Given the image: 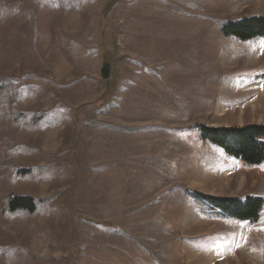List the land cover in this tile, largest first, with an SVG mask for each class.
<instances>
[{"label": "rangeland", "instance_id": "1", "mask_svg": "<svg viewBox=\"0 0 264 264\" xmlns=\"http://www.w3.org/2000/svg\"><path fill=\"white\" fill-rule=\"evenodd\" d=\"M63 2L0 0V264H264V215L192 199L264 197L199 130L264 126V38L219 30L264 0Z\"/></svg>", "mask_w": 264, "mask_h": 264}, {"label": "trees", "instance_id": "2", "mask_svg": "<svg viewBox=\"0 0 264 264\" xmlns=\"http://www.w3.org/2000/svg\"><path fill=\"white\" fill-rule=\"evenodd\" d=\"M56 1L61 5L64 4L63 0ZM219 30L222 36L233 37L241 42L264 38V16L222 23L219 25ZM6 88V86L0 85V94ZM12 93L9 95L11 96ZM0 102L2 104L0 108L2 118L10 117L17 120L26 117L25 114H14L13 106L9 104V96L1 99ZM44 115V113H37L31 118L32 122L37 123ZM199 130L202 141H207L221 149L228 157L236 159L248 167L264 165V126L249 125L242 128L227 129H209L202 126ZM16 171L17 173L28 172ZM192 199L203 210V213H213L214 216L222 220L230 219L256 225L264 215V197L249 196L240 200L238 198H217L194 194ZM7 210L11 213L26 211L29 214H34L37 211V202L31 196L16 195L9 192Z\"/></svg>", "mask_w": 264, "mask_h": 264}, {"label": "water", "instance_id": "3", "mask_svg": "<svg viewBox=\"0 0 264 264\" xmlns=\"http://www.w3.org/2000/svg\"><path fill=\"white\" fill-rule=\"evenodd\" d=\"M103 77L104 79L110 78V68L108 66H106L103 70Z\"/></svg>", "mask_w": 264, "mask_h": 264}, {"label": "snow or ice", "instance_id": "4", "mask_svg": "<svg viewBox=\"0 0 264 264\" xmlns=\"http://www.w3.org/2000/svg\"><path fill=\"white\" fill-rule=\"evenodd\" d=\"M262 230H264V229H262ZM241 239H243L245 241V243L247 242L246 238H244L243 236L241 237ZM237 246H240V245H237ZM222 254H223L222 252H218V255H222Z\"/></svg>", "mask_w": 264, "mask_h": 264}]
</instances>
